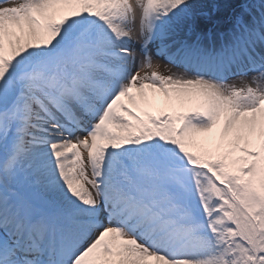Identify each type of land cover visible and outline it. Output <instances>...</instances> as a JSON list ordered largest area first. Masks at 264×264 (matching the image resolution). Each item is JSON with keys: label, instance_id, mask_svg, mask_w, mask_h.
Segmentation results:
<instances>
[{"label": "snow or ice", "instance_id": "6c2138e0", "mask_svg": "<svg viewBox=\"0 0 264 264\" xmlns=\"http://www.w3.org/2000/svg\"><path fill=\"white\" fill-rule=\"evenodd\" d=\"M0 264H264V0H0Z\"/></svg>", "mask_w": 264, "mask_h": 264}, {"label": "rangeland", "instance_id": "374dc122", "mask_svg": "<svg viewBox=\"0 0 264 264\" xmlns=\"http://www.w3.org/2000/svg\"><path fill=\"white\" fill-rule=\"evenodd\" d=\"M237 6H238V5H233V7H235L236 10H237ZM222 9H223V10H222ZM229 15H232V11H231V9L221 8L220 12H217V13L215 14V18L223 22V21L226 20V18H227ZM226 27H228V25L222 23V24L220 25V30H224Z\"/></svg>", "mask_w": 264, "mask_h": 264}, {"label": "bare ground", "instance_id": "6f19581e", "mask_svg": "<svg viewBox=\"0 0 264 264\" xmlns=\"http://www.w3.org/2000/svg\"><path fill=\"white\" fill-rule=\"evenodd\" d=\"M213 2V0H208V3H209V6L211 5V3ZM223 10V9H222ZM236 11H239V8H238V6H237V10ZM161 59V62L162 63H167V61H165V60H163V58H160Z\"/></svg>", "mask_w": 264, "mask_h": 264}]
</instances>
